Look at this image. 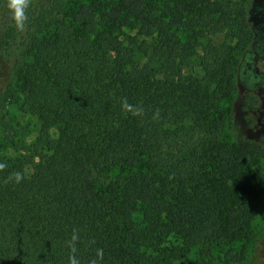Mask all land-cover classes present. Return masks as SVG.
Segmentation results:
<instances>
[{
  "label": "trees",
  "instance_id": "obj_1",
  "mask_svg": "<svg viewBox=\"0 0 264 264\" xmlns=\"http://www.w3.org/2000/svg\"><path fill=\"white\" fill-rule=\"evenodd\" d=\"M65 1L32 0L20 33L0 0V62L23 50L0 90V128L23 135L11 106L41 124L23 155H0V264H68L73 229L81 264L97 249L100 264H244L264 197V145L238 135L233 115L255 38L245 3ZM225 12L231 41L215 44ZM198 49L202 74L186 75ZM14 171L23 181L5 184Z\"/></svg>",
  "mask_w": 264,
  "mask_h": 264
},
{
  "label": "rangeland",
  "instance_id": "obj_2",
  "mask_svg": "<svg viewBox=\"0 0 264 264\" xmlns=\"http://www.w3.org/2000/svg\"><path fill=\"white\" fill-rule=\"evenodd\" d=\"M167 0H152L154 4L162 5ZM178 1V0H177ZM220 5L226 4L224 1L216 0ZM227 1V0H226ZM90 0H67L68 4H87ZM233 7L245 3L247 7V18L252 24L254 31V43L250 50L239 56L240 64L236 73L237 93L233 102L234 124L237 134L245 138L259 141L264 145V0H230ZM176 3V2H175ZM231 5V6H232ZM229 14L227 12L216 15L218 20L215 34H208L207 37L215 44L229 42L225 33L228 31L227 25ZM23 50L13 48L7 63L0 62V90L2 86L10 82L13 70L22 58ZM201 49H198L194 57L196 66L193 69H185L186 75L201 76L202 72L198 67ZM6 120L19 131H24L23 135L10 138L11 133H7L0 128V155L6 158H16L24 154V147L31 146L40 131V121L37 117L25 114L12 106L5 111ZM54 139L58 137V131L51 132ZM261 176L264 178V154L258 157V165ZM118 175L117 171L102 172L99 174L101 181H109ZM253 232L255 234L254 245L248 250L244 264H264V197L253 222ZM253 243V242H252Z\"/></svg>",
  "mask_w": 264,
  "mask_h": 264
},
{
  "label": "clouds",
  "instance_id": "obj_3",
  "mask_svg": "<svg viewBox=\"0 0 264 264\" xmlns=\"http://www.w3.org/2000/svg\"><path fill=\"white\" fill-rule=\"evenodd\" d=\"M32 4V0H6V6L11 14V19L16 30L20 33L26 31V24L28 21V9ZM121 107L126 113H131L133 116H143L144 108L140 104L133 105L129 103L127 97L121 99ZM160 116L159 109H156L153 114V120H158ZM8 165L6 163L0 162V172H3ZM24 174L21 171H14L10 173L5 179L4 183H16L19 184L24 179ZM79 240V229H73L72 235L69 239L68 247L70 248V255L68 264H81L80 259L77 257L76 252V243ZM91 243H94L92 241ZM103 249L96 250V258L89 261V264H100L103 261Z\"/></svg>",
  "mask_w": 264,
  "mask_h": 264
}]
</instances>
